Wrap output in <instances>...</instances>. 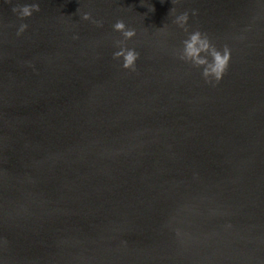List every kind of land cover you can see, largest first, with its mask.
<instances>
[{
  "label": "water",
  "instance_id": "water-1",
  "mask_svg": "<svg viewBox=\"0 0 264 264\" xmlns=\"http://www.w3.org/2000/svg\"><path fill=\"white\" fill-rule=\"evenodd\" d=\"M0 264H264V0H0Z\"/></svg>",
  "mask_w": 264,
  "mask_h": 264
},
{
  "label": "clouds",
  "instance_id": "clouds-1",
  "mask_svg": "<svg viewBox=\"0 0 264 264\" xmlns=\"http://www.w3.org/2000/svg\"><path fill=\"white\" fill-rule=\"evenodd\" d=\"M39 4L25 5L22 7L13 8L14 13L18 12L21 19L30 18L34 12H40ZM174 12V9H171ZM193 15L196 12L193 11ZM84 21H92L90 13H85L81 17ZM189 20L188 12H184L176 17L174 23L186 33L188 32L187 23ZM97 27H102V22L92 21ZM28 25L21 24L17 35L23 34ZM115 32L121 33L122 40L115 42L116 46L120 49L113 54V59H123V68L125 70H136V61L139 59V53L135 49H128L126 41L133 39L136 36L135 29L127 28L123 20H117L113 25ZM163 30V28H161ZM78 37H74L77 39ZM183 49L178 53V58L185 63H191L196 68H202V76L206 83L211 84L213 80L219 83L223 75L227 71L229 61L231 58L230 49L225 46L223 52L216 49L210 42L206 34L201 33L199 30L194 31L188 35V38L183 42ZM211 58V60L208 59Z\"/></svg>",
  "mask_w": 264,
  "mask_h": 264
}]
</instances>
